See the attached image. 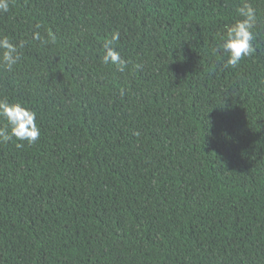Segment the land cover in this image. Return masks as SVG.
I'll return each instance as SVG.
<instances>
[{
    "label": "trees",
    "instance_id": "trees-1",
    "mask_svg": "<svg viewBox=\"0 0 264 264\" xmlns=\"http://www.w3.org/2000/svg\"><path fill=\"white\" fill-rule=\"evenodd\" d=\"M249 2L256 51L224 68L212 50L240 0H11L0 35L28 43L0 98L41 136L0 144V264H264V0ZM117 31L124 72L101 60Z\"/></svg>",
    "mask_w": 264,
    "mask_h": 264
},
{
    "label": "clouds",
    "instance_id": "clouds-1",
    "mask_svg": "<svg viewBox=\"0 0 264 264\" xmlns=\"http://www.w3.org/2000/svg\"><path fill=\"white\" fill-rule=\"evenodd\" d=\"M10 3L11 0H0V14L9 12ZM236 17L231 23L225 24L222 32L217 34V41L212 50L224 68H235L242 58L250 57L256 51L253 41L256 38L254 29L257 27L258 18L249 0H240V5L236 8ZM36 27L39 28V25ZM119 35L118 31L114 32L111 38L104 42L101 60L106 65H114L117 71L124 72L127 61L114 47ZM31 40L41 45L55 42L50 33L46 39L39 31L32 33ZM26 43L28 41L21 40L16 44L8 36L0 35V68L13 70L22 58V49ZM136 67L139 68L140 65ZM36 117L35 111L21 103H11L7 98H0V144L19 141L16 143V147L19 148L23 147L25 142L28 145L36 143L41 136Z\"/></svg>",
    "mask_w": 264,
    "mask_h": 264
}]
</instances>
